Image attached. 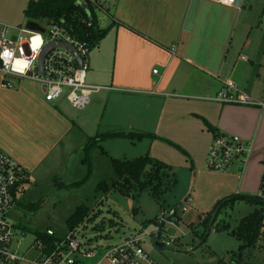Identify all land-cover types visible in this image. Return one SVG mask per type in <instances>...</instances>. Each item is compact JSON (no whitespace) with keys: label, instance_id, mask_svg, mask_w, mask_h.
<instances>
[{"label":"crops","instance_id":"obj_1","mask_svg":"<svg viewBox=\"0 0 264 264\" xmlns=\"http://www.w3.org/2000/svg\"><path fill=\"white\" fill-rule=\"evenodd\" d=\"M252 2L241 0L237 7L213 0H114L105 32L91 45L96 49L92 57L87 56L93 69L108 62L103 84L89 83L106 86L112 96L126 101L123 114L137 113L142 120L137 133L161 134L142 128L155 117L151 112L178 115L184 133L173 138L186 147L195 142L193 154L200 153L191 164L194 199L200 205L212 201L214 207L233 195L256 196L264 179V108L209 99L228 81L254 98L264 94V26L245 13ZM11 78L16 88L0 87V149L24 171L25 182L26 175L58 169L74 152L87 151L93 137L103 135L96 122L103 104L93 102L83 112L86 108H74L65 96L66 104L58 102L61 97L45 102L41 86ZM213 131L249 141L247 160L236 161L235 169H204L203 154Z\"/></svg>","mask_w":264,"mask_h":264},{"label":"rangeland","instance_id":"obj_2","mask_svg":"<svg viewBox=\"0 0 264 264\" xmlns=\"http://www.w3.org/2000/svg\"><path fill=\"white\" fill-rule=\"evenodd\" d=\"M32 1L35 0H0V22L18 26L27 20L28 25L38 26V20L27 19L25 13L26 7ZM252 3L254 5L245 13H248L250 20L264 26V12H262L264 0H253ZM108 19L109 16L103 17V26ZM100 45V51H102L103 45L101 43ZM95 50L92 49L89 52V58L92 57ZM89 65H91V61ZM108 66L107 61L100 62L98 69H93L95 66L91 65L87 82L103 84L100 82H104V79L109 76ZM94 76H98L99 80H95ZM8 79L12 78L8 77ZM23 82L29 87H32V84L40 87L38 83L29 79H23ZM111 93L104 89L91 94L90 104L85 106L86 109L84 108L83 112L87 111L93 102L101 103L103 104L102 109L96 119L99 124V133L105 134L107 131L137 133V127L142 123V120L138 119L137 113L123 114L122 109L126 101L120 97L112 96ZM65 100V97H61L58 102L62 104ZM72 111L75 114L81 112L75 109ZM83 112L81 113L83 114ZM151 113L155 117L144 122L142 128L152 127L161 133L153 134L161 135V138H166L173 143L152 139L147 135L141 139L135 138L134 135L105 137L100 134L93 137L91 142L94 144L90 145L87 151L80 149L76 153L74 152L69 161L61 164L58 169H48L29 178L26 175L28 180L24 183L21 194H17V202L6 212V220L27 231H44L51 228L56 235L62 236L69 232L66 222L68 217L79 206H85L89 208L88 214L75 226L76 233L79 236L90 238L100 248L121 242L127 234L140 229L143 223L151 219L155 222H149L144 228V232L155 234L159 231V242L168 238L167 233L178 236L177 242L166 247L157 246L153 243L152 238L145 240L143 244L145 249L160 264H217L220 259H223L225 264H233L229 260V255L238 251L241 242L233 235L232 230L244 219V216L261 209L262 206L245 199H236L231 204L225 205L215 217L214 224L225 222L229 224L228 228L221 230L212 227L209 234L202 236L204 232L203 217L212 211L213 203L207 201L200 205L194 199L195 168H191V164L194 163L193 157H198L200 153L199 155L193 154L192 149L195 142L186 147L177 143L173 138L175 135L184 133V129L181 127L182 121L174 111L170 113L167 111L163 114L160 112ZM131 116L135 119L133 120ZM130 120L134 124L131 125ZM89 141L90 139L86 143H90ZM206 152L203 154V164L204 169L208 170L205 160ZM145 154L161 161H167L164 159L165 157L171 163L176 184L165 193L166 202L163 209L151 196L148 189L140 192L131 188L121 191L112 186L111 180L116 177L113 159L131 160L145 156ZM80 159H84L85 162L90 160L91 167L89 163L82 164ZM170 160H176V163ZM185 161H188V164ZM235 168H237L236 164L228 167L229 170ZM103 183L108 184V189L105 191L100 189ZM188 194L193 199V206L181 213L180 205ZM173 208H176V214L180 218L178 217L175 224L170 221L166 222L162 228L164 232L160 231L156 220L157 216L162 211L169 212ZM259 234L260 231L256 234L253 242L246 247V252H248L245 258L246 264H264L262 253L264 234Z\"/></svg>","mask_w":264,"mask_h":264},{"label":"built area","instance_id":"obj_3","mask_svg":"<svg viewBox=\"0 0 264 264\" xmlns=\"http://www.w3.org/2000/svg\"><path fill=\"white\" fill-rule=\"evenodd\" d=\"M216 3L235 6L234 0H213ZM114 0H75L78 7L69 19L38 21V26L25 23L10 26L0 22V56L5 50L12 57L5 63L0 58V87H11L8 77L31 79L43 88V100L54 101L65 96L74 108L82 110L90 101L91 94L107 88L87 82V56L92 48L89 38L90 27L105 28L102 19L110 18ZM93 35V34H92ZM39 36L41 41L34 44ZM174 50V48L172 49ZM15 59L30 61L23 73L12 68ZM158 70L154 69L153 73ZM209 99L220 103H233L264 108V94L254 98L240 90L232 81L225 82L221 89ZM205 160L209 169L223 171L236 161L245 162L250 151L246 139L226 132L212 134ZM22 169L9 155L0 149V264H160L144 247L149 239L161 246H172L178 236L167 233L168 238L159 242L160 232H144V227L127 234L119 243L99 247L76 229L65 235H56L47 228L37 234L18 227L6 220V212L17 202L24 185ZM256 197L264 201V179ZM180 205L181 213L193 202L190 195ZM264 217V210H263ZM160 231L166 222L178 221L176 208L162 211L156 218ZM264 234V218L260 228ZM164 232V231H163ZM264 256V242L262 245Z\"/></svg>","mask_w":264,"mask_h":264},{"label":"trees","instance_id":"obj_4","mask_svg":"<svg viewBox=\"0 0 264 264\" xmlns=\"http://www.w3.org/2000/svg\"><path fill=\"white\" fill-rule=\"evenodd\" d=\"M26 8L27 9L25 13L27 19L32 18L33 20L38 21H57L60 18L64 17L66 19H69L70 16L75 12V10L78 9L75 4V0H35L30 2ZM89 30L93 34H91L89 38V42L91 45L94 41L100 39L105 32V28L98 29L96 27H90ZM209 128L212 130L211 126ZM213 132L216 133L217 131ZM103 135H105V137H125L134 135L135 138L139 139L147 135L152 139L156 138V135L154 134H141L131 132H107ZM159 139L162 141L165 140L173 143L166 138ZM112 162L114 173L116 176L113 180H111L112 186L117 187L121 191H126L131 188L136 189L140 192L142 190L148 189L151 196L160 204V207L162 209L164 208L166 202L165 193L176 184L174 173L171 171L170 165L156 159L153 156H150L149 154H145V156L136 157L131 160L113 159ZM107 186V183H103L100 186V189L105 191L106 189H108ZM236 199H245L250 202L258 203L262 206L261 209L244 216V219H242L237 227L232 230L233 235L241 242V244L238 251L232 252L229 255V260L233 264H246L245 258L247 257L246 255L248 253L246 252V247L253 242L254 238H256L255 236L260 231L264 218V201H262L261 199L251 195H233L221 199L214 205L212 211L205 214V216L203 217L204 222H202V224L204 225V232L202 236H204L205 234H209L212 227L221 230H225L228 228L229 224L225 222L214 224L216 220L215 217L225 205L231 204ZM88 209L89 208L85 206H79L68 217L66 222L69 226V230L74 229L75 226L78 225L85 216H87ZM151 221L155 222V220H147L145 223H143L142 227L145 228ZM33 232L40 234L41 230H36ZM217 264H225V261L223 259H220Z\"/></svg>","mask_w":264,"mask_h":264},{"label":"clouds","instance_id":"obj_5","mask_svg":"<svg viewBox=\"0 0 264 264\" xmlns=\"http://www.w3.org/2000/svg\"><path fill=\"white\" fill-rule=\"evenodd\" d=\"M41 41V38L39 36H37L35 38V40L33 41L34 44H37ZM12 57V53L8 50H5L3 53H2V56H0V58H4L5 60V63L7 64L8 63V59ZM30 64V61H27V60H24V59H15L13 61V64H12V68L14 71H18V72H21L23 73L25 71V69L28 68Z\"/></svg>","mask_w":264,"mask_h":264},{"label":"water","instance_id":"obj_6","mask_svg":"<svg viewBox=\"0 0 264 264\" xmlns=\"http://www.w3.org/2000/svg\"><path fill=\"white\" fill-rule=\"evenodd\" d=\"M241 0H234L235 6L239 7ZM154 244H156V241L154 240Z\"/></svg>","mask_w":264,"mask_h":264}]
</instances>
